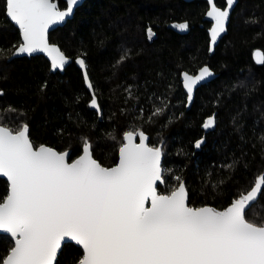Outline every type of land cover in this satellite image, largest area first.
Wrapping results in <instances>:
<instances>
[{
	"label": "trees",
	"instance_id": "trees-1",
	"mask_svg": "<svg viewBox=\"0 0 264 264\" xmlns=\"http://www.w3.org/2000/svg\"><path fill=\"white\" fill-rule=\"evenodd\" d=\"M58 5L64 9L65 0ZM216 5L225 8L226 0H216ZM208 7L205 1L84 0L71 19L50 33V42L72 59L64 72L54 73L42 55L13 57L22 38L0 0V47L8 49L0 54V74L7 76L0 79L5 93L0 97V123H27L36 146L67 151L70 160L82 154L87 138L94 158L108 167L118 162L123 134L143 131L150 146L164 142L163 164L183 175L191 206L226 209L264 174V141L259 139L264 134V64L253 59L256 50L264 54V0H239L228 33L213 53L211 24L204 20ZM251 17L258 23L250 22ZM183 22L189 25L187 31L172 26ZM148 27L155 32L151 41ZM125 48L131 49L130 58L113 67ZM77 58L86 62L101 117L90 107L92 96ZM204 66L218 77L196 91L187 109L182 74L195 75ZM128 85H134L133 99L127 98ZM161 100L169 105L167 112L147 122ZM212 116L215 127L206 131L202 125ZM234 117L243 125V140L235 131ZM202 137L205 143L197 150L194 144ZM234 159L239 160L235 172L221 169L222 163ZM206 170L214 173L209 179L223 178L226 183L215 192L202 188ZM166 190L160 186V191ZM6 192L7 181L0 178V199ZM6 250L0 243V253ZM82 255V249L70 243L63 246L59 264H77Z\"/></svg>",
	"mask_w": 264,
	"mask_h": 264
},
{
	"label": "snow or ice",
	"instance_id": "snow-or-ice-1",
	"mask_svg": "<svg viewBox=\"0 0 264 264\" xmlns=\"http://www.w3.org/2000/svg\"><path fill=\"white\" fill-rule=\"evenodd\" d=\"M81 2L65 0L66 7L61 9L58 0H4L5 14L18 26L22 38L14 46L13 57L46 53L52 70L63 71L69 60L49 43V30L72 18ZM237 2L226 0L222 10L214 0H207V15L214 21L212 44L225 33L229 10ZM249 20L258 23L255 17ZM172 26L181 32L189 28L187 22ZM146 34L150 41L155 36L151 27ZM6 51L0 47V54ZM256 55L258 63L264 64V56L259 52ZM130 56L131 49L125 48L113 67ZM76 63L86 69L83 58ZM213 76L207 66L197 75L183 74L189 105L194 89L204 86ZM0 79L7 76L0 74ZM84 79L93 93L90 107L100 113L87 71ZM46 87L45 83L41 91ZM133 88L134 85L125 88L128 99L135 98ZM4 95L0 90V97ZM168 107L164 100L154 104L147 122L163 115ZM8 110L17 111L12 107ZM139 115L144 116L143 108ZM215 123L213 116L202 127L213 130ZM233 124L243 140V125L236 122V117ZM110 138L116 139L111 134ZM259 139L264 141V134ZM147 141L143 131L125 132L118 162L108 167L94 158L93 145L87 138L83 140L82 154L70 160L67 151L36 146L27 123L17 127L0 123V177L7 181L6 195L0 199V243L7 250L0 253V264H59L62 246L71 242L83 251L77 264H264V175L224 210L194 207L183 175L162 163L166 155L164 142L150 146ZM204 143L202 137L195 142V149L200 150ZM237 166L238 159L220 165L233 172ZM213 175L205 171L202 188L210 187L215 192L226 180L209 179ZM160 186L167 190L160 191Z\"/></svg>",
	"mask_w": 264,
	"mask_h": 264
},
{
	"label": "water",
	"instance_id": "water-1",
	"mask_svg": "<svg viewBox=\"0 0 264 264\" xmlns=\"http://www.w3.org/2000/svg\"><path fill=\"white\" fill-rule=\"evenodd\" d=\"M84 0H82V2H83ZM184 1H186V2H188V3H190V2H193V1H205V2H207V0H184ZM81 2V3H82ZM238 2H239V0H238ZM238 2L234 5V7L232 8V9H230L229 11H230V17H229V21L226 23V31H225V33H223V34H221L220 35V37H218V39H217V41H216V43L215 44H212V42H211V29H212V27L214 26V21L210 18V17H208V15H207V12L210 10V5H209V7H208V10H207V12H206V14H205V17H204V20L206 21V22H208V23H210L211 24V27H210V29H209V39H210V48L212 49L210 52L211 53H213L214 51H215V49L217 48V46L220 44V42L222 41V39L227 35V33H228V27H229V24H230V21H231V17H232V14H233V12H234V10L236 9V7H237V5H238ZM214 3L216 4V0H214ZM226 8V7H225ZM225 8H221L222 10L223 9H225ZM76 10V9H75ZM9 19V18H8ZM71 19V18H70ZM69 19H67L66 20V22L68 21ZM65 22V23H66ZM13 23V22H12ZM65 23H62V24H59V25H54L50 30H49V43L50 44H52L51 42H50V33L52 32V31H54L57 27H59V26H61V25H63V24H65ZM14 24V23H13ZM14 26L16 27V28H18V26H16L15 24H14ZM53 45H55V44H53ZM55 46H57L59 49H60V47L58 46V45H55ZM61 50V49H60ZM61 52H62V50H61ZM260 53V55L261 56H264V54H263V52L261 51V50H256L255 52H254V54H253V59H254V61H255V63L257 64V65H262V64H260V63H258V59H259V57H257V53ZM63 53V52H62ZM64 54V53H63ZM35 55H42V56H44L47 60H48V62L50 63V67H51V60H50V58L47 56V54L46 53H35V54H33L32 56H35ZM65 55V54H64ZM18 57H31V56H28V55H26V54H24V55H21V56H18ZM65 57L69 60V63L65 66V68H64V70L72 63V59L71 58H68L66 55H65ZM77 59H79V58H77ZM77 59L75 60V62L77 61ZM77 64V63H76ZM77 66L79 67V69L81 70V72H82V74H83V78H84V72L85 71H87V66H86V69H81V67L79 66V64H77ZM205 67V66H204ZM208 67V66H207ZM203 68V67H202ZM201 68V69H202ZM201 69H199L198 70V72L195 74V75H197V74H199V71L201 70ZM64 70L63 71H61V70H59V69H56V70H52V68H51V71L52 72H54V73H56V72H64ZM211 70V69H210ZM212 71V70H211ZM214 72V71H213ZM87 74H88V71H87ZM183 74H185V73H183ZM183 74H182V77H181V81H182V85H183ZM190 75V74H189ZM88 77H89V74H88ZM218 77V74H216L215 72H214V76L212 77V78H210V80L206 83V84H208V83H210V82H212L213 80H215L216 78ZM89 81L91 82V80H90V77H89ZM84 83H85V86H86V88L88 89V91L91 93V96L93 95V93L89 90V88H88V86H87V84H88V81H85V79H84ZM92 83V82H91ZM200 87H202V86H198V88L197 89H194V98H193V101L191 102V104L189 105L188 104V102H187V109H190L191 108V106H192V104H193V102H194V99H195V95H196V91L200 88ZM184 88V87H183ZM184 91H185V93H186V90L184 89ZM95 94V93H94ZM186 95H187V93H186ZM96 96V95H95ZM97 100H98V98H97ZM98 104H99V101H98ZM92 110H94L96 113H97V111L95 110V109H93V108H91ZM98 115H99V117H101L102 116V111L100 112V113H98ZM213 117V116H212ZM215 117V116H214ZM147 136V135H146ZM137 138H138V136H137ZM137 142V141H136ZM147 143H148V141H147ZM69 153V152H68ZM70 154V153H69ZM162 163H163V158H162ZM264 175V174H263ZM0 178H2V179H4V180H6V178H4V177H0ZM264 186H262V188H263ZM71 243H73V244H75V242H71ZM78 246V245H77ZM78 247H80V246H78ZM62 248H63V246H62ZM60 255V254H59ZM59 255H58V257H59Z\"/></svg>",
	"mask_w": 264,
	"mask_h": 264
},
{
	"label": "rangeland",
	"instance_id": "rangeland-1",
	"mask_svg": "<svg viewBox=\"0 0 264 264\" xmlns=\"http://www.w3.org/2000/svg\"><path fill=\"white\" fill-rule=\"evenodd\" d=\"M137 142H139V137L137 138Z\"/></svg>",
	"mask_w": 264,
	"mask_h": 264
},
{
	"label": "flooded vegetation",
	"instance_id": "flooded-vegetation-1",
	"mask_svg": "<svg viewBox=\"0 0 264 264\" xmlns=\"http://www.w3.org/2000/svg\"><path fill=\"white\" fill-rule=\"evenodd\" d=\"M216 120V119H215ZM216 124V123H215ZM215 127V126H214Z\"/></svg>",
	"mask_w": 264,
	"mask_h": 264
}]
</instances>
